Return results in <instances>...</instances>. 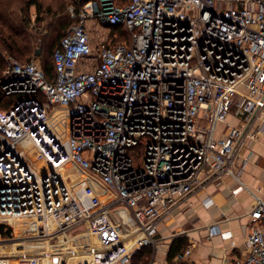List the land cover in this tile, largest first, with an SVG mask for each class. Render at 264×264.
<instances>
[{
	"label": "built area",
	"instance_id": "2783aa9c",
	"mask_svg": "<svg viewBox=\"0 0 264 264\" xmlns=\"http://www.w3.org/2000/svg\"><path fill=\"white\" fill-rule=\"evenodd\" d=\"M82 2L53 80L9 57L0 75V264H130L264 129V0ZM90 18L128 37L79 69ZM249 217L235 264H264V201Z\"/></svg>",
	"mask_w": 264,
	"mask_h": 264
},
{
	"label": "crops",
	"instance_id": "0c3cea01",
	"mask_svg": "<svg viewBox=\"0 0 264 264\" xmlns=\"http://www.w3.org/2000/svg\"><path fill=\"white\" fill-rule=\"evenodd\" d=\"M239 121V117L229 115L219 128L223 131L228 124ZM256 133L257 138L240 151L237 175L214 179L175 206L159 221L156 243L137 264H235L236 257L247 252L249 212L259 199L264 201V129ZM215 225L217 231L212 230ZM134 227L129 218V230L136 237L140 234ZM184 235L188 240L184 251L170 259L172 243Z\"/></svg>",
	"mask_w": 264,
	"mask_h": 264
},
{
	"label": "trees",
	"instance_id": "16d2710c",
	"mask_svg": "<svg viewBox=\"0 0 264 264\" xmlns=\"http://www.w3.org/2000/svg\"><path fill=\"white\" fill-rule=\"evenodd\" d=\"M87 1L83 0L82 4ZM115 2L118 5H124L128 4L130 0H115ZM72 3H76V0H0V47H3L6 52L12 54L21 62L30 61L34 57L32 54L37 55V51L40 49L41 67L46 76L53 80L56 77L54 51L60 45L68 28L79 21L68 10L69 5ZM32 4L36 5V20L34 23L29 13ZM54 6L59 8L60 24H62L56 30L54 37H50L43 33L44 29L40 24L48 20ZM127 37L128 33L124 27L115 26L111 28L109 37L105 42L107 45L114 44L124 41ZM46 45H50L49 51L51 54L48 58L43 56L44 50H47ZM6 67V59L0 54V75ZM12 100H14L13 97L2 96L0 108L8 106ZM187 242L185 235L176 238L172 243L169 258L172 259L175 255L184 251ZM149 248H152V246H144L137 250L133 255L132 264L143 259V255Z\"/></svg>",
	"mask_w": 264,
	"mask_h": 264
},
{
	"label": "rangeland",
	"instance_id": "374dc122",
	"mask_svg": "<svg viewBox=\"0 0 264 264\" xmlns=\"http://www.w3.org/2000/svg\"><path fill=\"white\" fill-rule=\"evenodd\" d=\"M59 8L57 6H54L52 8L55 13L51 10L52 13H50V16L48 17V20L45 22H42L40 25H42L43 33L49 35L50 37H54V34H56V30L58 27L62 24L61 18L59 15ZM29 13L31 15L32 22L34 23L36 20V5L32 4L29 9ZM100 22L95 21L94 19H88L87 20V30L91 37L92 45L94 46V53L91 58L84 57L80 61L79 69L89 68L93 69L96 62L94 61V57L98 55V49L100 44L106 40L107 34H108V26L104 24H99ZM48 36V37H49ZM39 48V47H38ZM47 50H44L43 56L45 58L50 57L51 52L49 51L50 45H46ZM43 52V49H42ZM0 54L6 59V64H8V57L9 59L17 60L12 54H8L3 47H0ZM34 57L31 58V60L37 59L39 62L41 61V58L39 56H36L32 54Z\"/></svg>",
	"mask_w": 264,
	"mask_h": 264
},
{
	"label": "water",
	"instance_id": "95a60500",
	"mask_svg": "<svg viewBox=\"0 0 264 264\" xmlns=\"http://www.w3.org/2000/svg\"><path fill=\"white\" fill-rule=\"evenodd\" d=\"M41 54V51H40V49L37 51V55H40Z\"/></svg>",
	"mask_w": 264,
	"mask_h": 264
}]
</instances>
